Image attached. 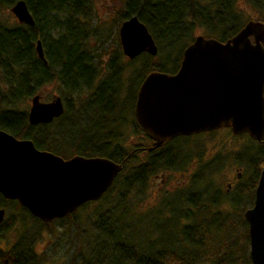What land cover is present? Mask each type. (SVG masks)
<instances>
[{
	"label": "trees",
	"instance_id": "obj_1",
	"mask_svg": "<svg viewBox=\"0 0 264 264\" xmlns=\"http://www.w3.org/2000/svg\"><path fill=\"white\" fill-rule=\"evenodd\" d=\"M16 1L0 0V8H11ZM25 1L35 18L34 25L18 20L10 24L0 17V128L18 138L32 139L37 147L65 158L73 154L106 156L124 163V169L99 200L89 201L67 216L53 220L59 221L61 226H65L64 221L68 220L75 228L71 238L73 261L79 264H253L248 249L249 225L242 217L243 213L238 214L241 219L235 221L233 215L221 214V209L214 215L205 213V219L201 213L205 198L191 190H180L175 202L162 206L170 213L183 211V217L176 213L167 217L165 209L142 212L140 215L147 217L146 229L142 230V217L128 202V195L144 186L160 162L172 166L175 159L162 150L161 154L155 150L147 155V160L129 167L139 151L136 147L127 148L122 137L125 129L120 120L129 104L122 99L124 109L120 107L125 85L122 78L125 63L121 62V57L125 54L119 34L118 50L107 62L102 78L103 68L96 59L100 55L92 54L90 48L91 30L95 29L91 22L92 0ZM248 1L259 12V20L264 21V0ZM118 13L119 25L137 15L148 26L158 46L157 55L144 52L129 60L130 64L141 63L139 71L130 77L128 100L132 91L131 97L136 100V92L149 72L178 71L184 49L198 35L194 34L197 27H203L204 35L225 41L251 19L243 17L236 0H124ZM38 39L42 40L47 62L38 56ZM55 81L62 88L64 113L50 123L31 124L29 111L21 110L19 104L31 100L44 85ZM82 95L85 96L83 99ZM76 98L82 100L79 108L70 103ZM97 115L99 118L95 120ZM227 129L231 130H221ZM242 135L249 137L252 143L244 146L239 158L252 174L250 183L227 196L232 198L229 201L232 206L250 200L254 204L264 165V141H256L247 133ZM114 188L118 189L116 195H113ZM216 196H213L210 208L220 210L225 198L216 201ZM101 200L108 203L106 211L95 212L94 227L90 232L81 228L80 210ZM0 207L10 212L0 225V239L7 237L6 232L13 230L17 221L23 225L26 221L39 224L34 231L24 228L17 239L6 246L1 245L0 240V264H47L48 254L38 248L37 240L50 222L35 217L18 200L7 199L2 193ZM241 225L244 230L238 234ZM168 230L174 236L165 246L162 237ZM87 231L88 236L85 235ZM154 232H158L161 238L153 237ZM217 232L221 233L220 237Z\"/></svg>",
	"mask_w": 264,
	"mask_h": 264
},
{
	"label": "water",
	"instance_id": "obj_2",
	"mask_svg": "<svg viewBox=\"0 0 264 264\" xmlns=\"http://www.w3.org/2000/svg\"><path fill=\"white\" fill-rule=\"evenodd\" d=\"M20 23L35 24L25 0L10 8ZM124 54L133 59L158 46L148 26L133 15L119 28ZM38 56L47 62L41 39ZM65 111L62 95L44 101L31 98V124L50 123ZM135 122L154 139L149 150L179 135L230 128L264 141V21L250 19L225 41L202 33L184 49L175 73L149 72L137 92ZM124 169L123 162L106 156L75 154L65 158L37 147L32 139L18 138L0 128V193L18 200L32 215L51 222L99 200ZM7 215L0 207V225ZM249 223L250 255L264 264V165L253 206L244 211Z\"/></svg>",
	"mask_w": 264,
	"mask_h": 264
},
{
	"label": "rangeland",
	"instance_id": "obj_3",
	"mask_svg": "<svg viewBox=\"0 0 264 264\" xmlns=\"http://www.w3.org/2000/svg\"><path fill=\"white\" fill-rule=\"evenodd\" d=\"M123 1L124 0H92L91 22L95 29L93 28L94 30H91L90 48L92 50V54L99 53L100 55V57L96 56V59L98 60L100 67L102 66L101 68H103V76L101 75L102 78L104 77V68H106L107 62L113 52L115 53L116 50H118L117 36L119 34L118 28H120V25L118 24V12L122 8ZM236 2L238 9L243 13V17L261 19L259 12L250 4L248 0H236ZM0 17L10 24L17 21V18L11 12L10 8H0ZM200 33L206 34L203 27H197L195 29V35ZM129 60L130 58L126 55L121 57V62L125 63L123 71L124 75L122 77L125 85H123L124 89L122 90L120 96V107L124 109L122 99H125V102L127 100L126 103L129 104V107L126 109L127 111H123L124 114L123 117L121 116L122 118L120 122L124 123V125H122L123 129H125L122 134V137L125 139L124 143L127 148L132 149L139 147L140 143L134 142L139 136H141V132H138L134 125L135 99L133 96L131 97L133 94L132 91L128 100V88L132 83L130 77L139 71V65L141 62L138 61L130 64ZM61 89L60 83L56 81L44 85L40 92L42 94V99L44 101H49L52 99L54 94L62 95ZM83 97L85 96L82 95L81 99H83ZM81 101L82 100H77L76 98L75 102L70 103L74 105L73 107L79 108L82 103ZM121 103L123 105H121ZM30 106V99L19 104V108L26 111H29ZM109 108L111 110V107ZM98 118L99 115H97L94 119L97 120ZM221 129L222 128L218 129L215 134H211V132L209 134L206 132L193 135L187 138L186 141H180L179 143H167L165 146L155 151L161 154L160 150H162V152L172 155L173 159H175V164L169 166L170 168H168V174L165 182H163L161 175L163 168L160 169L158 166L157 170L153 172L154 174L152 173L151 176L147 178L142 188L138 187L137 190L134 192L132 191L128 195V202L133 208H137V212L139 213L138 216L142 217L143 215H140L142 212L165 209L164 215L167 217L171 214L175 215V213L181 217L183 211L176 210L175 213H170L168 208L162 206H168V202L170 201L171 203H173V201L175 202L177 197L176 193L180 192V190H191L197 195L204 196L206 203L201 207L202 211L200 209L201 213L204 215L209 212H211V215H214L223 209L221 214L227 213V215H233V219H235V221L236 219L237 221L241 219L240 215H238L241 212L243 213V216H241L244 217V211L253 206L251 200L250 202L246 201L241 203L240 206H232L233 203L229 202L232 198H228L227 196L232 195V193L236 190L238 191L243 184L248 182L250 183L252 171L244 162L241 161L242 158H239V154L244 146L249 145V143L252 142L246 135H236L231 130L229 131V129ZM118 137L121 138V135ZM141 144L144 146L149 145V143ZM142 161L143 152L140 150L139 155L136 159L131 161L129 167L139 165ZM161 165L163 166V164ZM116 188L113 190V195H116L118 192V189ZM215 195H217L215 197L216 201L217 198H225L223 199L225 202L220 205V210L213 207L210 208L211 200ZM107 204L108 203L101 200L89 207L81 209L78 214L79 220H81L79 222H82V224H80L81 228H87L90 232L91 227H94L93 223L96 217L95 212L106 211V208H108ZM207 216L209 217V214ZM146 218L147 217L140 218L143 231L147 226ZM181 219L187 222L186 219ZM205 219H207L206 215ZM201 221H203V219H201ZM64 224L65 226H61L59 221H51L47 229L43 230V233L40 234L39 238L37 237L38 248L40 250H44L48 254L47 256L49 257V260L47 264H79L78 262H74L72 258L73 241L71 238L74 237L75 228L71 227L72 224H69L68 220L64 221ZM38 226L39 224L34 221H26L25 225L19 221L15 222L13 230L6 232L7 237L0 239L1 245L6 246L9 243L14 242L18 235L24 231V228L27 227L29 231H34V229L37 230ZM242 230H244L243 225L240 226L238 234L242 232ZM89 232H85V235L88 236ZM216 234L219 237L221 236V233L219 232ZM159 235L160 234L158 232L153 233V237L160 239L161 235ZM173 236L174 234L169 230L166 235L164 234L162 240L165 241V246H168ZM166 237L167 239H165ZM248 249L249 256L251 257L250 246Z\"/></svg>",
	"mask_w": 264,
	"mask_h": 264
},
{
	"label": "flooded vegetation",
	"instance_id": "obj_4",
	"mask_svg": "<svg viewBox=\"0 0 264 264\" xmlns=\"http://www.w3.org/2000/svg\"><path fill=\"white\" fill-rule=\"evenodd\" d=\"M135 102H136V100H135ZM64 104H65V103H64ZM134 110H135V106H134ZM134 118H135V117H134ZM135 125H137V124H135ZM137 131H138V132H141V136H139L138 139H136L135 142H134V143H140L139 147H136L135 149H137V151H139V152H140V150L143 152V159H144V160H147V155H149L150 152L162 148V147L165 146L167 143H179L180 141H186L187 138H189V137H191V136H193V135L206 133V132H200V133H195V134H191V135H179V136H176V137H174V138H172V139H168V140H166V141L164 142L165 144H164L163 146L158 147V148H156V149L149 150V147H151V145L154 143V139H152L151 137H149V136L146 134L145 131H143L142 129H140V128L138 127V125H137ZM128 143H129V142H128ZM141 143H149V145L144 146V145H142ZM182 143H183V142H182ZM73 155H75V154H73ZM172 164H175V161H173ZM159 165H160V166H159L160 169L163 168V171H162L161 175H162V180H163V182H165V180H166V176H167V174H168V168H170V167H169V166H164V165L162 166V165H161V162L159 163ZM156 175H157V174H156Z\"/></svg>",
	"mask_w": 264,
	"mask_h": 264
}]
</instances>
